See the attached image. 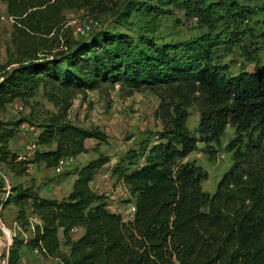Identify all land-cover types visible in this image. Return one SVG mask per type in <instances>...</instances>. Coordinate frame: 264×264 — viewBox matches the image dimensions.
Masks as SVG:
<instances>
[{"label":"trees","instance_id":"obj_1","mask_svg":"<svg viewBox=\"0 0 264 264\" xmlns=\"http://www.w3.org/2000/svg\"><path fill=\"white\" fill-rule=\"evenodd\" d=\"M4 1L7 15L15 19L14 33L25 36H53L65 23L64 10L90 9L94 1L102 5L100 11L121 3L127 12L154 15L170 6L206 23L212 17L205 0ZM116 83L127 95L149 89L158 97L153 115L160 129L142 141L140 156L120 159L110 170L128 190L131 218L110 211L91 187L110 160L105 156L73 167L71 189L61 198L41 197L31 185L1 190L0 182V192H6L1 207L15 205L21 227L30 215L40 220L29 237H12L7 264H17L21 246L55 258L54 264H264V65L233 72L199 40L162 42L144 32L132 37L101 27L53 54L44 56L29 46L14 67L0 66V112L39 89L57 112L41 124L36 144L43 148L30 158L8 146L24 120H0V163L20 176L31 163L52 168L61 157L87 152V139L100 142L104 136L66 119L71 100L78 92ZM190 109L198 115L192 130ZM228 126L234 136L224 148L231 165L208 193L202 188L207 172L185 158L199 144L210 154ZM76 227L83 232L73 240L69 232ZM59 230L67 253L59 252Z\"/></svg>","mask_w":264,"mask_h":264},{"label":"rangeland","instance_id":"obj_2","mask_svg":"<svg viewBox=\"0 0 264 264\" xmlns=\"http://www.w3.org/2000/svg\"><path fill=\"white\" fill-rule=\"evenodd\" d=\"M205 1L212 11L209 23L170 6L162 9L164 11L149 15L136 9L127 12L121 3L116 7L104 5L105 10L100 11L102 5H96V1L90 9L82 7L64 10L65 23L55 30L53 36H45L42 32L27 36L16 34L13 24L0 19V64L17 63L19 60H23L29 46H34V49L41 55L53 54L60 48H64L66 42L70 44L73 41L87 40L99 28L107 27L108 29L116 28L132 37H136L137 33L144 32L162 42L179 43L191 39L199 40L210 45L215 51L216 57L229 63L233 72L239 68L254 70L264 65V0ZM6 10V2L0 0V17L7 14ZM237 15H243V18L236 21ZM72 21L85 23L91 31L84 36L76 35L72 28ZM91 32L92 34H90ZM157 104L158 97L153 91L140 89L127 95L119 83L101 85L92 91L78 92L71 100L66 119L76 126L99 131L104 136V140L99 142L97 139H87L85 141L87 152L80 155L83 161L74 159V169L99 155L108 157L110 164H112L110 161L113 160L119 161L124 158L140 156L139 148L143 147L142 141L149 132L160 129V125L153 115ZM55 112H57V108L43 97L39 89L27 101L16 100L15 106L0 112V120L22 119L35 131ZM197 120V113L190 109L187 121L190 130L195 127ZM233 136V128L228 126L221 136L219 144L211 145L212 152L210 154L202 149V144H199L198 148L200 149L185 158L187 161L193 160L207 172V179L202 182V188L208 193L214 192L219 178L231 165V153L224 146ZM33 148L27 147L28 154ZM5 168H2L3 173H5ZM71 171L66 170L61 173V178L69 175ZM54 173L52 169L47 171L43 168L42 177L39 180L43 181L45 178L47 180L49 177H54L52 175ZM116 179L114 183L106 182L103 187L98 188L97 193L104 197L107 207L111 206L120 210L117 213H120L124 219H128L127 212L133 203L129 202L131 204L126 209H121V204L126 203L130 196L126 195L125 184L120 179ZM29 182L30 179H26L23 184ZM67 183L61 179L63 190ZM91 185L93 187L95 183L92 182ZM35 224H40L39 218L36 215H30L28 225L32 227V230ZM59 235V252L63 253L66 245L63 244L64 239L61 231ZM2 258L1 254L0 264ZM55 261V258L43 257L37 249L28 246L19 247L17 264H54ZM5 263L7 264V262Z\"/></svg>","mask_w":264,"mask_h":264},{"label":"crops","instance_id":"obj_3","mask_svg":"<svg viewBox=\"0 0 264 264\" xmlns=\"http://www.w3.org/2000/svg\"><path fill=\"white\" fill-rule=\"evenodd\" d=\"M1 65V64H0ZM16 63H10V64H3L1 65L2 69H10L11 67H14ZM16 100H19L18 98L13 99L9 104H7L6 109L12 108V106L16 105ZM23 128V129H22ZM40 131V128H36L35 131H33V127L30 125H26V123L23 122L18 128L17 134L9 141V149L12 152H15L17 154L26 155L28 158L31 157L33 150L38 149L41 150L43 147L41 145L36 144V138ZM34 147L30 154H28L27 147ZM82 155V154H80ZM80 155L76 156V160L78 159L80 162L83 161V159L80 157ZM114 161V162H113ZM110 161L112 164L108 163L105 166H103L98 173L95 174V176L92 179L93 184L95 183V187L91 185L92 189L94 191H98V188L103 187L106 182H112L114 183L115 180H117L116 176L111 175V167L113 163H116L118 160ZM3 167H5L4 164L0 163V182L2 183L1 190H6V188H9L10 186L14 185H23L26 186V184L31 185L38 195L41 197H47V198H60L63 195L67 194L69 192V189L71 187V184L75 178L74 171H71V173L64 178H61V174H52L54 177L45 178V180L41 181L39 180L42 177L41 171L43 168H45L47 171H50L49 168H46L43 163H31L28 166V169L24 175L16 176L12 172H10L7 168H5V173H3ZM110 169V170H109ZM36 178V180H35ZM26 179H30L29 183L23 184V182L26 181ZM61 179H64L67 181L66 188L63 190L61 185ZM91 182V184H92ZM116 182V181H115ZM121 182V181H120ZM122 183V182H121ZM119 184V183H118ZM123 184V183H122ZM121 184V185H122ZM126 191V195L129 196L127 189L124 187ZM6 195V192H0V198L3 200L4 196ZM131 203H123L121 204V209H126L128 205ZM108 209L113 212H119L120 210H116L115 208L108 206ZM17 211V207L13 205L12 203H9L5 205L4 207H1L0 204V255L2 254L3 258L1 260V264H6L5 259L8 254V249L10 248V242L12 241V237L16 236L20 239H25L32 233V227L29 225H26L24 227H21L17 221L15 220V214ZM61 230L58 232V236ZM62 232V231H61ZM83 232L82 227H76L73 228L69 232V236L71 239L75 240L78 237L81 236ZM9 246V247H8ZM5 250V251H4ZM69 250L68 246H66L64 253H67ZM2 251H4L2 253Z\"/></svg>","mask_w":264,"mask_h":264},{"label":"built area","instance_id":"obj_4","mask_svg":"<svg viewBox=\"0 0 264 264\" xmlns=\"http://www.w3.org/2000/svg\"><path fill=\"white\" fill-rule=\"evenodd\" d=\"M0 19L2 21H8L9 23L13 24L14 23V17L9 16L7 14L3 15L0 17ZM72 28L73 31L76 33V35L78 36H84L87 35L91 29L88 25H86L85 23L81 22H76V21H72ZM52 34V33H51ZM20 108V107H19ZM21 109V108H20ZM74 157L73 156H64L58 159V161L56 162V164L50 168L53 170V172H55L56 174H61L66 170H71L73 168V164H74ZM130 210L129 212H127V218H131L133 211H134V206H130ZM5 262H7V256L5 259Z\"/></svg>","mask_w":264,"mask_h":264},{"label":"water","instance_id":"obj_5","mask_svg":"<svg viewBox=\"0 0 264 264\" xmlns=\"http://www.w3.org/2000/svg\"><path fill=\"white\" fill-rule=\"evenodd\" d=\"M90 34H92V33H90ZM87 38V37H86Z\"/></svg>","mask_w":264,"mask_h":264}]
</instances>
